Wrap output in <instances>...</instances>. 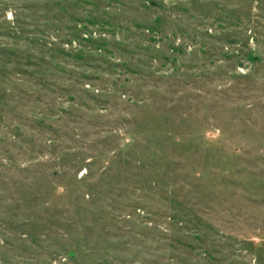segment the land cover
I'll return each mask as SVG.
<instances>
[{
	"label": "rangeland",
	"instance_id": "1",
	"mask_svg": "<svg viewBox=\"0 0 264 264\" xmlns=\"http://www.w3.org/2000/svg\"><path fill=\"white\" fill-rule=\"evenodd\" d=\"M0 264H264V0H0Z\"/></svg>",
	"mask_w": 264,
	"mask_h": 264
}]
</instances>
